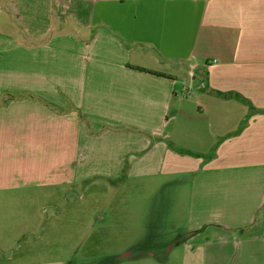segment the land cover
Masks as SVG:
<instances>
[{
    "label": "crops",
    "instance_id": "1",
    "mask_svg": "<svg viewBox=\"0 0 264 264\" xmlns=\"http://www.w3.org/2000/svg\"><path fill=\"white\" fill-rule=\"evenodd\" d=\"M13 5L38 44L0 48V264H71L16 253L14 204L124 166L188 181L181 264H264V0H0V27Z\"/></svg>",
    "mask_w": 264,
    "mask_h": 264
},
{
    "label": "rangeland",
    "instance_id": "2",
    "mask_svg": "<svg viewBox=\"0 0 264 264\" xmlns=\"http://www.w3.org/2000/svg\"><path fill=\"white\" fill-rule=\"evenodd\" d=\"M21 6L13 5L8 22L0 27V48L38 44L25 43L28 37L22 26L30 22V13L17 10ZM126 178L127 174L117 181L92 180L63 189L29 191L31 198L16 202L12 213L33 215L38 221L21 235L16 253L23 256L29 247L39 249L42 244V259L58 256L71 264H117V258L123 264L141 259L181 264L180 239L186 235L189 215L188 181L164 175ZM125 251L132 252L133 258L123 259Z\"/></svg>",
    "mask_w": 264,
    "mask_h": 264
},
{
    "label": "trees",
    "instance_id": "3",
    "mask_svg": "<svg viewBox=\"0 0 264 264\" xmlns=\"http://www.w3.org/2000/svg\"><path fill=\"white\" fill-rule=\"evenodd\" d=\"M180 152H182V153H189V154H193V153H191V152H189V151H186V150H180ZM127 174V166H124V168H123V170H122V178L125 176Z\"/></svg>",
    "mask_w": 264,
    "mask_h": 264
}]
</instances>
